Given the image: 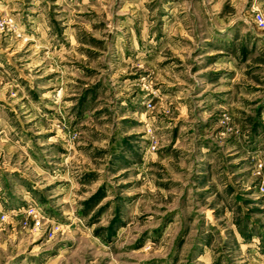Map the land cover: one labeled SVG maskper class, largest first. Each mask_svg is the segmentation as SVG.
Wrapping results in <instances>:
<instances>
[{
	"label": "rangeland",
	"instance_id": "obj_1",
	"mask_svg": "<svg viewBox=\"0 0 264 264\" xmlns=\"http://www.w3.org/2000/svg\"><path fill=\"white\" fill-rule=\"evenodd\" d=\"M264 0H0V264H264Z\"/></svg>",
	"mask_w": 264,
	"mask_h": 264
},
{
	"label": "built area",
	"instance_id": "obj_2",
	"mask_svg": "<svg viewBox=\"0 0 264 264\" xmlns=\"http://www.w3.org/2000/svg\"><path fill=\"white\" fill-rule=\"evenodd\" d=\"M257 24L259 27H264V18L262 16H257Z\"/></svg>",
	"mask_w": 264,
	"mask_h": 264
}]
</instances>
